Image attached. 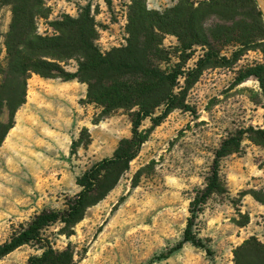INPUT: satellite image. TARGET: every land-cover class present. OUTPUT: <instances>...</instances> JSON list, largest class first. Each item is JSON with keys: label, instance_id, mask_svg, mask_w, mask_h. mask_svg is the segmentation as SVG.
Listing matches in <instances>:
<instances>
[{"label": "rangeland", "instance_id": "374dc122", "mask_svg": "<svg viewBox=\"0 0 264 264\" xmlns=\"http://www.w3.org/2000/svg\"><path fill=\"white\" fill-rule=\"evenodd\" d=\"M135 0H45L46 14L37 19L38 33L53 36L52 23L77 18L89 6L103 53L126 46ZM200 1V0H195ZM179 0H143L148 11L163 13ZM264 13V6L257 0ZM264 15V14H263ZM11 8L0 0V66L5 67V41ZM218 22L209 19V29ZM223 56L236 49L215 42ZM163 46L180 63L177 37L166 34ZM207 49L197 46L185 69L194 68ZM190 53V52H189ZM264 62L259 51L247 52L232 67L207 66L188 92L195 111L174 110L150 130L148 140L117 186L90 208L69 238L62 224L44 232L57 250L71 244L77 264H234V250L251 237L264 242V204L251 192H264V148L245 138L239 153L221 161L226 193L214 194L197 220L196 232L213 256L191 244L166 260L159 256L176 246L190 218V203L210 177L215 153L232 134L264 128V96L256 78L242 84L241 70ZM77 71L74 60L63 64ZM167 66V65H164ZM0 75V82H1ZM184 86V79H180ZM88 86L78 81L28 80L27 102L17 112L15 127L0 147V245L26 228L44 210H61L80 192L77 179L90 167L113 156L121 140L131 137L129 113H105L87 98ZM3 121L8 120L5 112ZM249 218L243 226L245 218ZM42 251L21 247L0 264H27Z\"/></svg>", "mask_w": 264, "mask_h": 264}, {"label": "trees", "instance_id": "16d2710c", "mask_svg": "<svg viewBox=\"0 0 264 264\" xmlns=\"http://www.w3.org/2000/svg\"><path fill=\"white\" fill-rule=\"evenodd\" d=\"M11 8L12 20L6 36L5 67L0 66V147L15 127L17 112L27 102L28 80L34 74L43 79L78 81L88 86L87 98L105 113L125 111L132 123L131 137L120 141L113 156L90 167L77 179L80 192L69 198L61 210H44L31 223L0 245V260L21 247L34 245L41 255L32 256L27 264H77L75 252L69 244L57 250L44 232L62 224L69 238L87 211L104 200L130 169L148 140L150 130H142L150 120L152 128L160 126L174 111L195 113L187 96L207 66L232 67L249 51L264 55V15L256 0H179L165 12L148 11L143 0H135L127 28L126 46L103 53L98 44V30L91 9L86 6L77 18L64 16L52 23L53 36L38 33L37 19L45 16V0H3ZM209 19H217L206 29ZM177 37L180 63L170 66L172 54L163 46L164 36ZM215 42L234 46L231 57L223 56ZM201 46L207 52L194 68L185 69L193 49ZM190 52V53H189ZM74 60L75 73L63 64ZM167 65V66H164ZM256 78L264 96V62L241 70L237 84ZM184 79V86H180ZM8 120H2L4 113ZM248 138L264 148V128L240 130L224 140L215 153L206 186L198 190L190 203V218L183 239L159 260H166L186 244L213 256L196 232L197 220L214 194L226 193L221 178L222 159L239 153ZM255 200L264 204V192H251ZM249 218H245L243 226ZM234 264H264V242L251 237L234 250Z\"/></svg>", "mask_w": 264, "mask_h": 264}, {"label": "bare ground", "instance_id": "6f19581e", "mask_svg": "<svg viewBox=\"0 0 264 264\" xmlns=\"http://www.w3.org/2000/svg\"><path fill=\"white\" fill-rule=\"evenodd\" d=\"M260 4L264 6V0H259Z\"/></svg>", "mask_w": 264, "mask_h": 264}, {"label": "water", "instance_id": "95a60500", "mask_svg": "<svg viewBox=\"0 0 264 264\" xmlns=\"http://www.w3.org/2000/svg\"><path fill=\"white\" fill-rule=\"evenodd\" d=\"M257 1V0H256ZM263 12V11H262ZM264 14V13H263Z\"/></svg>", "mask_w": 264, "mask_h": 264}]
</instances>
